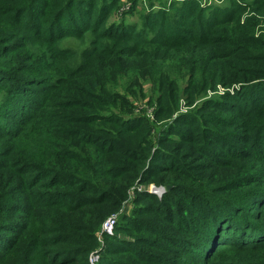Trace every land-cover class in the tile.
Masks as SVG:
<instances>
[{
  "label": "trees",
  "instance_id": "16d2710c",
  "mask_svg": "<svg viewBox=\"0 0 264 264\" xmlns=\"http://www.w3.org/2000/svg\"><path fill=\"white\" fill-rule=\"evenodd\" d=\"M139 1L160 8L115 23L122 0H0V241L13 232L0 264H91L103 223L132 187L150 183L171 186L165 202L170 193L198 194L218 210L246 208L254 195L260 214L250 226H264V99L232 105L264 91V0H133L131 11ZM70 37L88 39L81 50L63 47ZM219 85L231 101L215 99L194 114V136L173 135L182 102ZM210 136L241 146L228 160L192 165L200 152L210 155ZM124 216L115 227L128 224ZM221 245L195 264H264V234ZM159 256L138 264L178 260Z\"/></svg>",
  "mask_w": 264,
  "mask_h": 264
},
{
  "label": "rangeland",
  "instance_id": "374dc122",
  "mask_svg": "<svg viewBox=\"0 0 264 264\" xmlns=\"http://www.w3.org/2000/svg\"><path fill=\"white\" fill-rule=\"evenodd\" d=\"M132 1L133 0H122V10L117 11V13L112 16L111 21L115 23H120L121 21L134 23L139 21L141 13L146 11V8L149 7V2H136V9L131 11L133 7ZM154 3L155 5L149 8L154 10L159 9V3L156 1H154ZM218 4H223V2L220 1ZM127 11H130V13L126 14ZM85 18L88 23L89 16ZM87 39L88 37H70L62 42V46L81 50L85 46ZM193 82L190 84L189 92L191 91ZM188 84L189 82L187 79L181 82L182 89L184 90ZM145 87L149 91L150 84L146 83ZM228 90L229 89H225L223 85H219L216 91L213 92L210 90L207 96L199 97L191 104L187 102V105V100H184L179 111L174 114V117H176L178 113H182L183 115L178 118L176 117L177 119L171 122L173 129H171L170 132L173 135H177V132L181 129H186V131L189 132L186 136H194L196 134V132L193 131L195 128L194 121L196 119L194 114L200 116L201 113L199 110L206 106L208 102L215 99V101L223 104L229 103L232 98L226 94ZM230 91L233 93L232 88ZM260 99H264V91L256 94H249V96H238L236 99H233L232 105L234 107L246 106L248 103ZM140 104L141 108L146 106L145 111L147 114L151 111L152 107L148 104L147 99L141 100ZM121 135L125 137L133 136V134L128 132H123ZM210 138L213 144L210 155L202 157V152H200V154L191 160L192 165L196 166L203 162L212 164L211 162L213 161H210V159L215 158L228 160V156L235 153L237 148L241 146V142L239 143L236 138H225L220 136H210ZM178 143H175V145H178ZM170 144L172 143H166L164 145ZM193 145L194 147L196 146V144ZM257 148L258 147L253 149L252 152H256ZM259 151L261 153L264 152L263 149ZM200 158L204 160H200ZM156 186L155 183L139 185L137 186L138 190L136 193L135 189L133 187L131 188L129 197L124 202L123 207L118 212H115L118 219L122 213L127 215L123 218L128 221V224H126L125 227L122 225L115 227L114 233L111 234L109 238L103 235L100 240V247H102L100 257L104 255L108 257L110 254L107 253L108 249L111 246H115L118 247V249L110 256V261L112 260L111 264H123V262L127 264H133V262H135L138 264V260L141 257L151 256L152 258L159 259V255L177 258L176 264H195V262L200 261L202 258L209 257L212 251L221 244L224 245L225 243L235 242L236 244L244 243V245H248L253 243L255 237L264 234V232L254 231V229L257 228L256 226H262V224L250 226L249 219L254 216H259L260 214L255 208L258 207V202H256L257 200L254 195H251L252 198H247L246 208L244 204L239 206L237 202H235L229 205V208L226 204L222 205V207H224L223 210H218L203 206V203H200L201 200L198 194H193L190 198H185L177 193H170L169 201L165 202L163 197L160 198L155 190V194L151 196V193H153L152 188ZM261 199L264 202V197H261ZM118 219L117 222H119ZM238 219H240V221H238ZM149 220L151 222H149ZM153 220L160 225L158 230L154 229L157 227H152ZM193 220H195V222H192ZM145 221H147V223ZM208 225L214 229L210 231L207 230ZM188 228H192V234L185 232ZM100 234L101 230L98 236ZM5 236L6 238L0 241V262L1 260L6 261L8 258L7 254L10 249L9 244L12 241L13 232L9 231ZM167 237H172L175 241L171 239L168 241L165 239ZM153 244L174 247L175 252H163L160 249L152 247ZM162 259L163 258H160V260ZM97 264H101L100 259Z\"/></svg>",
  "mask_w": 264,
  "mask_h": 264
},
{
  "label": "built area",
  "instance_id": "2783aa9c",
  "mask_svg": "<svg viewBox=\"0 0 264 264\" xmlns=\"http://www.w3.org/2000/svg\"><path fill=\"white\" fill-rule=\"evenodd\" d=\"M153 193L154 190L157 192L156 188L153 187ZM158 193V192H157ZM118 217H116V214L108 217L106 221L102 225L101 234L99 235L100 240L102 239L103 235H111L114 233V229L117 223ZM102 250V247H99L96 251H94L90 255V262L91 264H97L100 259V251Z\"/></svg>",
  "mask_w": 264,
  "mask_h": 264
},
{
  "label": "water",
  "instance_id": "95a60500",
  "mask_svg": "<svg viewBox=\"0 0 264 264\" xmlns=\"http://www.w3.org/2000/svg\"><path fill=\"white\" fill-rule=\"evenodd\" d=\"M157 190V194H159V196H161L163 193L170 191L171 186L170 185H163L160 187H155Z\"/></svg>",
  "mask_w": 264,
  "mask_h": 264
}]
</instances>
